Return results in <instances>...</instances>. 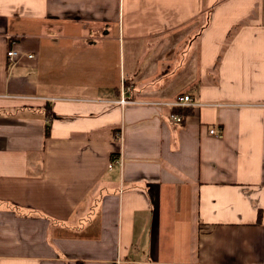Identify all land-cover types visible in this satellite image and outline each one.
<instances>
[{"label": "crops", "instance_id": "1", "mask_svg": "<svg viewBox=\"0 0 264 264\" xmlns=\"http://www.w3.org/2000/svg\"><path fill=\"white\" fill-rule=\"evenodd\" d=\"M210 263L264 264V0H0V264Z\"/></svg>", "mask_w": 264, "mask_h": 264}, {"label": "built area", "instance_id": "2", "mask_svg": "<svg viewBox=\"0 0 264 264\" xmlns=\"http://www.w3.org/2000/svg\"><path fill=\"white\" fill-rule=\"evenodd\" d=\"M16 51H14L13 49H10L7 51V57L8 59H13V57L15 56ZM32 55H29V57H31ZM128 88H124L121 91V96L115 101L118 104H125L128 102V99L125 95V93H127ZM171 107H187L190 105H197V103L194 102L193 98L189 95V94H183L178 96L174 101H171L168 103ZM169 118L172 122H182L185 119V115L182 113H170ZM210 133H214L217 135H220V131L216 130V129H211ZM114 164H121V157L119 155H115L112 156L110 158V161L108 162V167H112ZM213 264V263H210Z\"/></svg>", "mask_w": 264, "mask_h": 264}, {"label": "trees", "instance_id": "3", "mask_svg": "<svg viewBox=\"0 0 264 264\" xmlns=\"http://www.w3.org/2000/svg\"><path fill=\"white\" fill-rule=\"evenodd\" d=\"M189 111H190V110H189V107H186V108H185V107H172V108H171V112H172V113H182V114H187ZM45 116H46V117H50V116H51V112H47V109H46V111H45ZM49 127H50V122L48 121V122L46 123V125H45V132H46V134H48ZM112 156H115V154L112 155Z\"/></svg>", "mask_w": 264, "mask_h": 264}, {"label": "rangeland", "instance_id": "4", "mask_svg": "<svg viewBox=\"0 0 264 264\" xmlns=\"http://www.w3.org/2000/svg\"><path fill=\"white\" fill-rule=\"evenodd\" d=\"M189 40H190V39H188V42H189ZM188 42H187V43H188ZM190 42H191V41H190Z\"/></svg>", "mask_w": 264, "mask_h": 264}]
</instances>
